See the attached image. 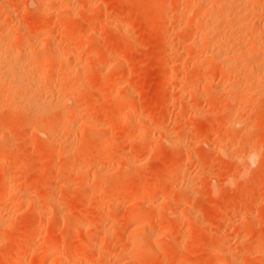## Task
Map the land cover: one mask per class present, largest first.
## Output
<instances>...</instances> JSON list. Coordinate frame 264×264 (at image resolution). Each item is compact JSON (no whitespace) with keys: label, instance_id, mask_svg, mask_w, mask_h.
<instances>
[{"label":"rangeland","instance_id":"374dc122","mask_svg":"<svg viewBox=\"0 0 264 264\" xmlns=\"http://www.w3.org/2000/svg\"><path fill=\"white\" fill-rule=\"evenodd\" d=\"M226 1L0 0V264H264V0Z\"/></svg>","mask_w":264,"mask_h":264},{"label":"bare ground","instance_id":"6f19581e","mask_svg":"<svg viewBox=\"0 0 264 264\" xmlns=\"http://www.w3.org/2000/svg\"><path fill=\"white\" fill-rule=\"evenodd\" d=\"M224 1H226V0H224ZM232 1V0H231ZM234 1H236V0H234ZM239 0H237V2H238ZM241 1L242 0H240L237 4L238 5H233L234 6V9H235V6H238V8H239V6H241L240 4H242L241 3ZM246 1V0H245ZM244 1V2H245ZM221 2V1H220ZM227 2V1H226ZM229 2V1H228ZM227 2V3H228ZM216 3H217V1H216ZM232 4H233V2H231ZM246 3V2H245ZM248 4V3H247ZM218 6V5H217ZM229 6V5H228ZM223 7V6H222ZM222 7H221V9H222ZM242 7H244V6H242ZM241 8V7H240ZM247 8H249V7H247ZM252 8V7H251ZM239 10V9H238ZM244 9L242 8V11H243ZM210 12H211V10H209ZM213 11H214V9H213ZM212 11V12H213ZM225 12L227 11V10H224ZM236 11H237V9H236ZM242 11H240V12H242ZM245 11V10H244ZM243 11V12H244ZM211 12V14L213 15V13ZM232 12V11H231ZM249 12V11H248ZM204 13V12H203ZM227 13V12H226ZM234 13V12H233ZM250 13V12H249ZM207 14V13H206ZM211 14H209V15H207V17L209 16V17H211L210 15ZM245 14H246V12H245ZM245 14H243L242 13V15L244 16ZM216 15V14H215ZM221 15V14H220ZM239 16H240V14H238ZM253 15V14H252ZM239 16H238V19H239ZM242 16V17H243ZM203 17V16H202ZM208 17V18H209ZM212 17H214V16H212ZM218 17V16H217ZM234 17V16H233ZM218 19V18H217ZM235 19H236V15H235ZM240 19H241V17H240ZM205 20V19H204ZM208 20V19H207ZM220 20V19H219ZM218 20V21H219ZM222 20V19H221ZM206 21V20H205ZM213 22V21H212ZM208 23V22H207ZM213 24H215V23H213ZM210 25V24H209ZM212 25V24H211ZM3 37H5V36H3ZM221 40V39H220ZM3 41V40H2ZM227 41V40H226ZM216 42H218V41H215V45L217 46V44H216ZM220 42V41H219ZM224 42V41H223ZM223 42H221V43H223ZM6 43V42H5ZM9 43H10V41H9ZM231 43V42H230ZM219 44V43H218ZM233 44V43H232ZM0 45H1V42H0ZM4 45V44H3ZM2 45V46H3ZM7 45H9V44H7ZM223 44H221V46H222ZM225 45H227V44H225ZM241 46V45H240ZM246 47V46H245ZM1 48H3V47H1ZM0 48V51L2 50ZM220 48H223V46L222 47H220ZM219 48V49H220ZM231 48V47H230ZM244 48V47H243ZM4 50H3V52H0V77L1 78H3V80H4V82H5V84H6V91H5V93L6 92H8V93H10V94H12V98H13V96H14V94L16 93V91H19V92H21L22 94H20V98L22 99L19 103L20 104H23V103H21L22 101H24L23 100V98L21 97V95L23 96L24 94H25V96L28 94V93H32L33 92V88L32 87H30L29 86V83L26 81L27 80V78H26V76L30 73V69L28 68V67H26V65H24V64H21L20 63V61L19 62H17V59H16V56L15 57H12V54L11 53H8L6 50H5V48H3ZM227 49V48H226ZM28 49H25V53L27 52H30V51H27ZM218 50V49H217ZM222 50V49H221ZM233 50V49H232ZM4 51H6L5 53H4ZM220 52V51H219ZM222 52V51H221ZM4 82H2L3 84H4ZM1 83V84H2ZM2 88H4V87H2ZM4 93V94H5ZM7 93V94H8ZM9 94V95H10ZM19 94H16L15 96H19ZM1 95V94H0ZM1 96H3V94L1 95ZM28 96V95H27ZM26 96V97H27ZM32 96V95H31ZM24 97V96H23ZM0 98H2V97H0ZM5 98V97H4ZM10 98V97H9ZM15 98V97H14ZM13 98V99H14ZM19 98V97H18ZM19 98V99H20ZM25 98V97H24ZM31 97L30 96H28V98H27V100L28 99H30ZM12 99V100H13ZM16 100H17V98H16ZM17 101H19V100H17ZM26 101V100H25ZM29 101V100H28ZM27 101V102H28ZM10 102H11V100H10ZM9 102V103H10ZM15 103V102H14ZM18 103V102H17ZM29 103V102H28ZM27 103V104H28ZM25 104V103H24ZM30 104V103H29ZM17 105V104H16ZM13 106V105H12ZM21 106H24V105H21ZM38 106V105H37ZM36 106V107H37ZM19 107V106H18ZM25 107H27V106H24V108ZM28 107H29V105H28ZM17 108V107H16ZM21 108H23V107H21ZM27 109V108H26ZM43 109H45V108H43ZM46 110V109H45ZM47 111V110H46ZM78 115L77 114H72V116L71 117H73V118H76ZM109 143H112V141L110 140V142ZM101 192L100 193H98V195L96 196V197H100L101 196ZM5 200V199H4ZM2 198H0V203H3V202H5ZM146 250V249H145ZM53 252V250H51V253ZM53 253H55V252H53ZM52 253V254H53ZM62 264H63V262H61Z\"/></svg>","mask_w":264,"mask_h":264}]
</instances>
